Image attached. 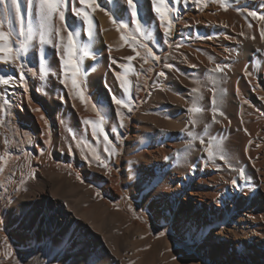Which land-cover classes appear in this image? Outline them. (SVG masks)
Listing matches in <instances>:
<instances>
[{
	"label": "rangeland",
	"instance_id": "obj_1",
	"mask_svg": "<svg viewBox=\"0 0 264 264\" xmlns=\"http://www.w3.org/2000/svg\"><path fill=\"white\" fill-rule=\"evenodd\" d=\"M110 1L96 0L100 5L96 11H105L116 20L113 25L127 45L119 56L120 62L124 66L133 63L135 68L129 70L125 66L119 71L112 67L115 72L110 73L108 66L96 87L92 86L95 81L82 71L78 80L86 109L96 118L93 123H99L100 116L105 117L103 127L112 136L113 147L104 141L99 130L93 131L92 124L80 122L73 126L71 149H62L56 139L60 128L56 108L51 102V108L41 102L34 89L35 83L46 87L50 74L41 79L35 52L23 59L25 95L41 106L49 127L45 148L59 158L68 153L64 164L73 167V174L65 187L59 182L62 179L43 175L33 163L34 149L25 144L33 140V129L14 118L17 128L11 156L0 172V264L8 260L12 264H91L97 256L99 264H233V260L238 264H260L258 254L264 252V238H250L241 234V229L248 230L247 225L254 228L253 222L264 226V21L248 15L251 11L264 14V0H165L169 15L174 17L170 36L164 34L149 0H140L136 19L140 20L143 37L130 17L127 0L120 1L121 13ZM73 4L81 7L76 0H65L61 9L65 13L63 26L58 15L53 17L52 39L62 45L60 37H64L66 26L76 40H87L93 46L96 26L92 25L93 36L88 37L87 23L71 12ZM29 6L26 0L22 2L24 15ZM249 42L256 45L254 50H249ZM143 44L160 59L146 56V49L140 47ZM136 52L140 56L135 60L126 59ZM78 55L77 49L74 59L79 67L82 62ZM118 59L111 55L109 64ZM46 65L49 72L53 67L59 71L66 68L60 57L52 64L46 59ZM217 66L223 67L224 73L210 71ZM161 72L163 76L159 75ZM119 75H126L128 93L123 92ZM99 84L103 89L97 87ZM54 92L55 97H62L60 91ZM157 93L160 97H156ZM113 96L130 103L131 112L114 105ZM12 99L7 96L8 101ZM67 106L65 102L62 108ZM194 106L201 112L190 111ZM144 114L153 118H143ZM121 119L123 127L119 126ZM163 119L178 120L170 126ZM167 129L175 134V139L170 138ZM186 132L197 137L191 149L170 155L167 165L161 158L151 167L139 169L136 157L140 151L164 143L170 148L173 142L187 146L191 137ZM213 139L223 141V151L217 152L215 159H208L206 148ZM198 151L212 168L203 170L205 180L195 166L192 181L187 184L189 170L182 168L196 160ZM220 155L225 156L224 161ZM22 160L30 164L29 170H15ZM17 172L21 177L17 178ZM112 174L117 175V183L110 180ZM223 175L227 192L221 194L222 200L207 203L203 191L210 190L217 178L222 182ZM168 176L172 185L178 183L176 180L187 185L164 188L162 180ZM233 180L237 182L235 186ZM48 184L58 188L56 193L64 201L63 207L71 202L67 229L63 234H54L53 227L43 238L35 232L32 239L26 228L25 205L14 204L27 199L38 208L37 199L44 195ZM220 213L222 232L216 221ZM41 220L46 223L44 214ZM227 225L244 237L239 238ZM239 248L247 249L250 263L237 255Z\"/></svg>",
	"mask_w": 264,
	"mask_h": 264
},
{
	"label": "bare ground",
	"instance_id": "obj_2",
	"mask_svg": "<svg viewBox=\"0 0 264 264\" xmlns=\"http://www.w3.org/2000/svg\"><path fill=\"white\" fill-rule=\"evenodd\" d=\"M120 1L121 0L110 1V3L115 7L116 11H118L119 13H121L120 10H122L121 9L122 4ZM97 10L99 11L98 8ZM87 11L92 16L93 26H96V31H97L95 34L96 40L93 46L91 44H88L87 40H82V41L76 40L77 42L76 44L78 45V47H76V50L77 49L79 50L78 57L80 58L82 62V64L79 66L80 71H82L85 75H88V77L92 78L93 82L95 81L92 84V86L96 87L97 83L101 82V80L103 79L102 78L103 72L106 67L108 66L111 67L110 73L115 72L113 71V68H117V69L119 68V71L122 70L123 67H121L122 64L120 62L122 58H120L119 56L122 57L125 51V47H127V45H126V40L122 39V35L118 33L117 27L113 25V22H112L113 19L109 16L107 12L105 11L92 12L90 8H87ZM23 16L25 20V25L31 24L34 29H38L40 25L39 0H33V3L30 4L29 10L27 11L26 15L23 14ZM11 27L14 29L12 36H11L12 46L14 48H17L18 47L17 41H19L20 39H23L22 37H19L16 34L19 30V23L13 20V24ZM65 29L66 30H64L65 35H64L63 44H66V40H67L68 29L66 28V26H65ZM3 30L4 31L9 30V25L7 23H5ZM56 45L57 44L53 41L52 45H48L47 47H44L45 46L44 45L41 48V46L38 43V39L34 40L31 42V46L28 50V53L26 54V57L30 53L35 52L37 54V61L39 63L40 69L45 68V67L47 68L48 65H46V59H48V61L52 64L59 57L61 56L66 57L67 55L66 51H61V48L56 47ZM255 47L256 45L253 42H249L250 51L254 50ZM45 49L47 50L48 54H45L46 52ZM85 53H90V55H85ZM111 55H114L120 60L118 59L114 62L112 61V64L111 63L109 64V61H110L109 57ZM23 59L25 60L26 58L17 60L15 66H12L8 63L0 62V74L11 75L13 77L12 86L0 85V172L1 170L5 169L7 161L11 156L10 147L13 146L14 129L17 128V126L13 125L14 118L16 117V120L19 123L21 124L25 123L29 125L30 128L33 129L32 130L34 134L33 140L30 138L29 140H32V141L25 143V144H29L35 151L34 156L32 155L34 165L37 164V166L40 167L41 173L43 175H48L52 178H57V180L62 179V181H59V182H61L62 185L65 187L68 183L70 184L67 178L73 174V167L71 165L64 164L65 160L67 159L68 153L64 157L59 158L58 156L54 155L53 151H51L49 148H45V146H48V141H49V127L45 120V114L41 106L39 105L36 106L25 95V91H24L25 85L23 83V80L20 79V73L23 72V67L21 68L20 65L21 64L23 65ZM137 61H140V60L137 59ZM125 66H126L125 68L129 70H132L135 68L133 63H127V65ZM50 70L51 71L49 72V74H50L51 79L48 82V85L46 87H42L40 84L35 83L34 89L37 94V98L41 102H43L49 108H51L49 105V103L51 102L53 103V107L56 108L57 121L60 127L58 130V136H56L57 143L62 147V149L69 151L71 149L69 146L70 145L69 138L72 134L73 126L75 125V123L78 124L80 122L81 123L83 122L85 124L86 123L90 124L89 121L93 122V120L96 118L88 112V110L86 109V105L84 104V100L82 101L79 98V96L76 95V91L71 87V77H72L71 65H68L67 68H65L64 70L61 69L60 71L58 68H55V67L51 68ZM66 77H67V83H65ZM51 80L53 82H51ZM49 84L54 86V89H52ZM97 87L99 89L100 88L103 89V86H101V84H99ZM54 90L60 91V94L62 97L61 98H57L58 96L55 97L56 94ZM160 95H161L160 93H157L156 97H160ZM7 96L8 97L13 96V99L8 101ZM170 96L174 97L173 95H170ZM52 99L54 102L52 101ZM5 100L9 102L7 108L3 107ZM65 102L68 103V106L64 109L62 108V105ZM147 114H144L143 118H146V119L153 118L152 115H147ZM170 116L172 115H169V117ZM176 120L175 121H172L171 119L164 120V123L166 125L174 126L177 124ZM105 133H107L109 136V139H111L112 136H110L109 132L105 130ZM166 133L170 136V138L175 139V134L171 130L167 129ZM102 136H104V133H102ZM178 144L179 145H176L173 142V144H171L169 148L167 144L164 143L156 148L144 149L140 151V153L136 157L137 160L139 161L138 162L139 169L142 170L143 166L151 167L152 164L156 163L158 160H162L161 158L163 159L165 157L169 158L170 155H174L175 153L185 152L186 146L181 147V143H178ZM108 145L111 147L112 143L111 144L108 143ZM200 152L198 151L197 154L199 155L197 156L196 160H194L193 158L194 161H192V157L190 155L189 159L192 162L189 164V167L182 168L184 170L186 169V172H188L189 170V173H188L189 175L186 177L187 184L191 183L196 167H198L199 172L201 173V179H205V180H206V177H204L203 175V170L207 171L212 168V167L210 168L209 161L204 159V157L200 155ZM164 161L166 165L169 163L168 160L164 159ZM29 168H30V164H28V162H26L25 160H22L16 165L15 170H29ZM200 168L202 171L200 170ZM15 175L17 176V178L18 176L21 177L20 172H17ZM224 176L225 175H223L221 178V180H223L222 182H220L219 179L217 178L218 182H216L215 184H212L210 190L208 189V190L203 191L205 195L204 197H207V199H205L207 203L211 204L213 203L214 200L220 201V199L223 197L221 196L223 191L225 193L227 192L226 191L227 181H225L226 178ZM36 180H38V178ZM110 180L117 183V180H118L117 175L112 174V176H110ZM213 180H215V178ZM181 181L176 180V182L178 183H175L172 185L170 177L168 176L166 177V179L162 180V185L164 188H169V187L174 188L176 185H179L182 188H184L187 184L183 185ZM44 186H47V185L44 183ZM56 190H58L56 186L48 184L47 189L44 191V195L40 196L37 199L36 205L38 206V208H36V206H34V204H32L31 201L27 199H22V200L20 199L18 202H16V204H14V206L15 205L20 206L23 204L25 205V208L27 209L26 228L31 233L32 239L35 238V232H38L40 234V237L43 238L46 235H48V232H51L54 228H55L54 234H59V233L63 234L67 229L65 227V223L70 217L69 206L71 202H67L69 203L67 204L68 207L66 206L63 207L64 201L58 197ZM193 193L196 194V192H193ZM225 213L226 211H224L223 213L224 216H225ZM42 214L46 216V223L41 220ZM220 214H218L219 217L216 219V221L219 225L218 231L222 232L224 226H222V223H221L222 214L221 215ZM255 215L253 216L251 215V218L254 217ZM248 216L250 217V215ZM59 220H61V222H59ZM262 224L260 222H256V223L253 222V225L251 226H254V228L252 227L250 228V225H247L249 229L248 230L245 228L241 229L242 230L241 234L244 233V235H248V237L250 238L257 237V240L261 241V239L264 238V226ZM105 225H108V224L105 223ZM227 228L228 230L236 234L239 238L244 237L243 235L239 236L237 229H232L230 225H227ZM85 232L88 234L90 231H85ZM217 245L218 247L222 248V246L219 243H217ZM248 248L250 252V247ZM249 252L245 248H239V252H237L238 253L237 255L242 258L245 257L244 258L245 262L250 263V261L247 258V253ZM240 257H238L237 260L241 261L242 258ZM257 262H259L260 264H264V252L263 251H261V253L258 254ZM3 264H12V261L9 262L8 260L6 263H3ZM233 264H238V263H236V261L233 260Z\"/></svg>",
	"mask_w": 264,
	"mask_h": 264
},
{
	"label": "snow or ice",
	"instance_id": "obj_3",
	"mask_svg": "<svg viewBox=\"0 0 264 264\" xmlns=\"http://www.w3.org/2000/svg\"><path fill=\"white\" fill-rule=\"evenodd\" d=\"M22 2H25V0H0V62L8 63L12 66H15L16 61L20 60L22 58H26V54L28 53V50L31 46V42L38 39V43L41 46V48L44 45H52L53 39H52V33H53V17L58 15V19L61 22V25H64L65 22V13L63 10H61L65 6V0H39V17H40V25L38 29H34L31 24L25 25L24 16L22 14ZM28 4H32L33 0H26ZM81 7L76 8L73 4L71 7V12L75 17L82 18L83 21L87 23L88 29H87V35L88 37L93 36L92 31V25H93V19L91 14L88 11H85V8H90L92 12H95L97 8L100 7L98 3H96V0H76ZM140 0H136L135 3H133V0H127V5L129 7L130 17L135 22L136 30L140 33V35L143 37L145 36V33L141 31V23L140 20L136 19L138 16V5ZM151 5L153 6V11L157 14L158 20L160 25L163 28V32L165 35H171V28H172V22L174 17L169 15V9L167 7V4L165 3V0H149ZM225 10H227V4H225ZM248 15L251 17L257 18L260 21H264V14H260L256 11H251ZM13 20L17 21L19 23V30L16 33L19 37H22L23 39H20L17 41L18 47L14 48L12 46L11 42V36L14 31V29L11 27L13 24ZM114 24L116 23V20L114 19L112 21ZM7 23L9 25V30L4 31V25ZM124 25H120V27H123ZM55 32L58 34L60 32V29H55ZM261 36L264 37V29H261ZM61 41L63 42L64 37H60ZM124 39V37H122ZM134 40L135 37H132ZM76 39L73 35V31H67V40L66 44L62 45H56V47L61 48L62 51H66L67 55L61 56L60 59L64 62L65 67L67 68L68 65H71L72 67V77H71V87L76 91V95L79 96V98L83 101L85 98L84 92L82 90L81 82L78 80V76L80 74V68L78 67L77 60L74 59L75 51H76ZM140 47H143L146 49V56H151L155 60H159L160 57L157 56L151 48L147 46V44L140 45ZM85 55H90V53H85ZM137 56H140L139 52H136L135 56H128L126 59L128 61H133L136 59ZM145 62H147L145 60ZM20 67L22 68L23 65L21 64ZM121 67H125L124 65H121ZM168 67H171V65H168ZM210 71L216 72V73H224L225 69L223 67L217 66L214 69H211ZM41 79L48 76L49 71L48 69L42 68L41 69ZM159 75L163 76L164 73L161 72ZM121 81H123V84L121 85L123 92L128 93L129 87H128V81L126 75H119L118 77ZM20 79H24L23 72L20 73ZM13 77L11 75H5L0 74V85L3 86H12ZM65 83H67V77L65 78ZM193 92H197L198 89H193ZM8 101H4V108H7ZM213 103H214V97H213ZM113 104L116 106H121L123 108H127L129 112H131V105L130 103H126L125 99L123 98H115L113 96ZM190 111L194 113L201 112V108L199 107H192ZM105 117L100 116L99 123H93L92 121H89L90 124L93 126V131L99 130V132L104 133L103 139L108 142L109 144L112 143V141L109 139V136L107 133H105V129L103 127ZM195 123V122H193ZM119 126L123 127V120L121 119L119 121ZM162 131V130H161ZM186 135L191 137L190 143L186 146L185 151L188 149H191L193 144L192 141H195L197 137L191 133L186 132ZM200 143L203 144L204 140L200 139ZM215 147V151H214ZM223 151V141L222 140H211L208 143V146L206 148L207 156L209 159H215L217 152ZM111 153H109L110 155ZM165 160H168V157L164 158ZM219 159L221 161L225 160L224 155H220ZM243 170H240V175L242 176ZM236 181L233 180L232 184L235 186ZM100 257H95L91 264H99Z\"/></svg>",
	"mask_w": 264,
	"mask_h": 264
}]
</instances>
